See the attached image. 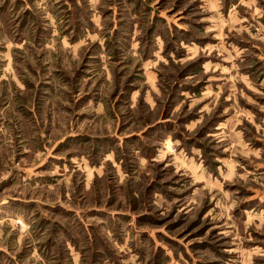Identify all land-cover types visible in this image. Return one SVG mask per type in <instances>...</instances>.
Segmentation results:
<instances>
[{"label":"rangeland","instance_id":"374dc122","mask_svg":"<svg viewBox=\"0 0 264 264\" xmlns=\"http://www.w3.org/2000/svg\"><path fill=\"white\" fill-rule=\"evenodd\" d=\"M0 264H264V0H0Z\"/></svg>","mask_w":264,"mask_h":264}]
</instances>
